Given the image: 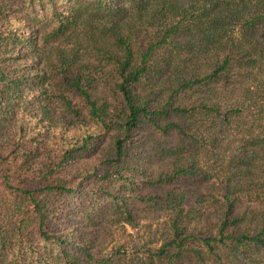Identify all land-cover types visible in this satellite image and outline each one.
<instances>
[{
    "label": "trees",
    "instance_id": "16d2710c",
    "mask_svg": "<svg viewBox=\"0 0 264 264\" xmlns=\"http://www.w3.org/2000/svg\"><path fill=\"white\" fill-rule=\"evenodd\" d=\"M0 187V264H264V0H0Z\"/></svg>",
    "mask_w": 264,
    "mask_h": 264
},
{
    "label": "rangeland",
    "instance_id": "374dc122",
    "mask_svg": "<svg viewBox=\"0 0 264 264\" xmlns=\"http://www.w3.org/2000/svg\"><path fill=\"white\" fill-rule=\"evenodd\" d=\"M10 195L0 187V203L10 201ZM125 234L134 239H140L142 242H147L148 238H154L153 233L149 230L146 225H141L136 230H131L129 228L125 229Z\"/></svg>",
    "mask_w": 264,
    "mask_h": 264
}]
</instances>
